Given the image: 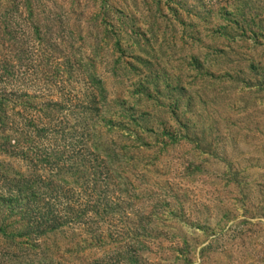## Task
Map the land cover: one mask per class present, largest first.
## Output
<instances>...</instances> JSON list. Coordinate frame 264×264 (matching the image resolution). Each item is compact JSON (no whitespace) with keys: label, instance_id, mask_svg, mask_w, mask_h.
Masks as SVG:
<instances>
[{"label":"rangeland","instance_id":"obj_1","mask_svg":"<svg viewBox=\"0 0 264 264\" xmlns=\"http://www.w3.org/2000/svg\"><path fill=\"white\" fill-rule=\"evenodd\" d=\"M0 264H264V0H0Z\"/></svg>","mask_w":264,"mask_h":264}]
</instances>
